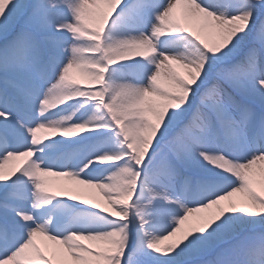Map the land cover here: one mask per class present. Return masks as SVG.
<instances>
[{"label":"snow or ice","instance_id":"obj_1","mask_svg":"<svg viewBox=\"0 0 264 264\" xmlns=\"http://www.w3.org/2000/svg\"><path fill=\"white\" fill-rule=\"evenodd\" d=\"M0 264H264V0H0Z\"/></svg>","mask_w":264,"mask_h":264},{"label":"bare ground","instance_id":"obj_2","mask_svg":"<svg viewBox=\"0 0 264 264\" xmlns=\"http://www.w3.org/2000/svg\"><path fill=\"white\" fill-rule=\"evenodd\" d=\"M53 178H54L55 181H56V183H55V186H56V187H55V188H59L61 185H64V184H67V183H68V181L65 180L64 178H58V177H53ZM97 202L103 204V201H102V200H99V199H98Z\"/></svg>","mask_w":264,"mask_h":264},{"label":"rangeland","instance_id":"obj_3","mask_svg":"<svg viewBox=\"0 0 264 264\" xmlns=\"http://www.w3.org/2000/svg\"><path fill=\"white\" fill-rule=\"evenodd\" d=\"M14 163L18 165V164H20V161H16ZM49 180L51 182L52 187L55 188L56 187L55 186V183H56L55 179L53 177H50Z\"/></svg>","mask_w":264,"mask_h":264}]
</instances>
